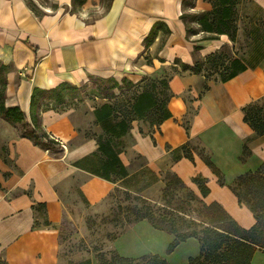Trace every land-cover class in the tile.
<instances>
[{"label":"crops","instance_id":"obj_1","mask_svg":"<svg viewBox=\"0 0 264 264\" xmlns=\"http://www.w3.org/2000/svg\"><path fill=\"white\" fill-rule=\"evenodd\" d=\"M200 1L197 0L195 10L212 9L208 1L203 0L202 5ZM253 1L264 12V0ZM157 2L165 6L162 7L179 34L187 36L176 0H0V62L9 68L5 106L19 107L31 121L36 89L52 90L63 83L80 86L90 76L114 71L110 39L119 28L141 29L147 18L157 15L151 12ZM243 32L240 22L238 39L244 38ZM173 33L169 42L175 38ZM228 42L225 46H238L229 39ZM213 43L211 53L217 51ZM252 43L254 50L236 54L245 61L248 70L228 82L207 81L196 74L172 77L169 84L174 96L168 108L173 117L152 131L141 121H135L130 134L124 138L130 145L121 155L128 168L124 156L135 152L145 163L140 169L149 168L158 175L172 172L198 196L201 192L194 179L204 178L211 190L204 201L208 205L218 203L246 230L256 225V216L240 203L231 186L240 176L258 171L264 164V136L259 137L244 121L243 111L264 97V35ZM194 45L174 53L170 50L169 54L192 66ZM201 47L204 48L200 54L206 57L204 51L211 48ZM163 58L167 59L165 55ZM69 74L78 80L77 85ZM192 107L196 113L187 130L185 123ZM75 114V111L56 109L41 111L43 128L62 145L67 144L61 150H45L36 145L29 137L22 136L19 124L0 114L5 126L0 150L5 148L8 152H0V258L9 264L83 261V258L65 261L61 257L59 227L70 218L64 201L66 186L73 179H79L80 191L92 206L105 201L117 187L76 165L97 152L99 146L95 138L86 137L80 131ZM88 118L96 122L94 110ZM96 128L97 134H101L100 127ZM194 142L207 150L224 176L225 186L193 146ZM186 145L191 148L192 160L177 152ZM246 145L251 152L248 157H245ZM38 205H46V209L36 211L34 207ZM45 220L51 225L47 226ZM175 241L176 235L156 229L144 220L119 235L114 249L125 258L159 255L170 264H188L200 256L202 245L198 239L190 238L169 253ZM252 264H264V251L255 254Z\"/></svg>","mask_w":264,"mask_h":264},{"label":"trees","instance_id":"obj_2","mask_svg":"<svg viewBox=\"0 0 264 264\" xmlns=\"http://www.w3.org/2000/svg\"><path fill=\"white\" fill-rule=\"evenodd\" d=\"M241 1L243 0H209L208 2L212 5V9L200 15L196 21L201 32L213 34L214 37L204 38L200 41H218L221 37L226 36L231 42L237 43L240 21L239 5ZM182 19H185L184 16ZM186 29L188 36L195 33V31L188 29L187 23ZM27 44L35 50V47L29 43ZM227 47L225 46L205 57L204 65H210L208 70L203 69L204 65L202 63H196L194 66L184 63L183 67L185 70L191 69L194 71L193 74L196 75H202V71H220L221 79L214 82H228L247 71L249 67L243 59L236 56L231 57L227 54ZM202 49L203 47L198 45L195 47V51H201ZM8 69L6 65H1L0 114L5 119L19 124L22 136L29 137L36 145L45 150H61L60 141L43 128L41 124V111L54 109L50 106L57 107L65 102L67 91H81L88 86L89 82L95 80V77L90 76L89 82L80 87L70 83H63L52 90L36 89L32 97L33 112L31 121H29L19 107L7 108L5 106ZM202 76L207 81H210L206 75ZM98 81L100 83L98 93L108 98V101L94 110L96 126L102 129V133L94 134L90 138L97 140L99 148L93 155L82 159L76 165L112 183L127 182L132 177L142 176L144 172L142 174L137 172L132 175L123 162L121 155L126 151V141L124 138L130 134L135 121L145 122L149 120L151 126L159 127L173 117L168 108V104L174 96L170 89V79L160 81L150 80L142 87L141 91L135 90L131 94L124 92L123 88L112 79H99ZM123 82L129 83L127 78H124ZM161 85L170 91V94L165 98L159 96L158 88ZM138 88H141V85ZM115 90H119L120 94L115 95ZM207 90H209L208 86H206ZM39 94H47L51 97L49 105L41 107L38 104ZM243 111L244 121L250 125L259 137L264 136V97L250 103ZM190 123V120L185 123L187 130L190 129ZM141 132H144L143 129H141ZM2 150L4 154L8 153L5 148ZM177 152H183L184 157L193 159L191 148L188 145L178 149ZM250 154L249 147L246 145L245 157H248ZM201 155L219 177L221 185L225 186L224 176L214 165L209 153H201ZM5 160L8 162V159L5 158ZM145 173L155 175V172L149 168H146ZM173 175L178 182L174 183L173 189L176 192H182L183 189L188 191L184 195V201L180 207V212H183L185 216L178 218L176 212L166 210L168 214L172 215L171 219L167 220L165 218L157 221L153 215V208L149 207V210L135 224L147 220L156 229L176 235V241L171 244L169 253H172L181 243L190 238L198 239L202 245L201 254L197 258H192L188 264H252L255 254L258 251H264V164L258 171L240 176L231 186L240 203L246 205L256 216L257 223L250 230H246L238 225L218 203L208 205L204 201V198L211 192L204 178L199 176L194 179V183L201 192V196H198L176 174ZM147 188H149V185H145L140 191H144ZM194 203L202 205V209L207 212L209 221L198 222L193 218H188L183 209L185 206H193ZM34 209L42 211V209H46V205H38ZM179 220L182 222V227L187 230L184 233H180L177 227ZM45 224L47 226L51 225L48 220H45ZM164 224H171L172 226L169 229ZM0 264L9 263L0 258ZM73 264H93V262L91 259H87ZM103 264L170 263L159 255L125 258L116 252V255L112 256L110 260L103 258Z\"/></svg>","mask_w":264,"mask_h":264},{"label":"rangeland","instance_id":"obj_3","mask_svg":"<svg viewBox=\"0 0 264 264\" xmlns=\"http://www.w3.org/2000/svg\"><path fill=\"white\" fill-rule=\"evenodd\" d=\"M180 3V19L184 24L188 25V29L195 31L188 36L181 35L179 32L173 33L175 38L172 42H169L172 36V30L169 29L166 23L158 22L154 27L151 36L144 44L145 51L141 54L140 58L133 63V68L143 69L147 75L141 76L140 81H136L135 76L126 74L123 78L119 77L116 71H110L104 73L103 76L94 75L95 80L89 82L88 86L81 91H67L65 102L61 103L57 107L50 106L60 112L63 111H75V118L77 124L80 126V131L85 134L86 137H90L97 134L96 122L92 123L88 116L92 110L101 106L108 101V98L103 97L98 93V86L100 85L99 79H112L118 83L123 91L126 93H132L135 90H142L150 80L160 81L163 79L169 80L176 75L193 74L191 69L185 70L183 64L184 60L174 58L169 54L174 51H183L184 47H192L191 44H195L194 48L198 46L207 45L210 50H214L211 46V40L200 41L204 38L214 37L213 34H205L200 31V27L196 21L200 15L207 11H197V0H176ZM209 1V0H205ZM204 1L201 0L202 5ZM165 8V6L162 4ZM240 22L244 29V38L238 39V46L230 44L227 47V54L231 57H235L244 51H252L255 46L256 39H259L264 35V12L260 11L255 5L253 0H243L239 5ZM184 16L185 19H182ZM197 33V34H196ZM228 37H221V41L228 42ZM204 48V47H203ZM236 49H239L237 51ZM165 51V53H164ZM164 55L167 57L164 60ZM193 65L196 63L205 64V56L200 54V51L193 50ZM256 62V60L254 61ZM0 62V70H1ZM210 65H204L203 69L208 70ZM135 70V69H134ZM202 75H206L210 81H219L221 79L220 71H202ZM127 78L128 82H123V79ZM87 83V82H86ZM131 83V85H129ZM85 84V83H84ZM81 84L80 86H84ZM141 85V88L138 86ZM78 86V87H80ZM158 91L160 97L165 98L170 94L169 89L164 86H159ZM120 91L115 90V95H119ZM50 96L47 94H39L38 104L43 107L49 105ZM196 113L195 108H190L188 121ZM141 123L146 129L152 131L154 126H151L150 121L146 120ZM5 126L0 120V140H2L1 133ZM102 131V129L100 128ZM130 145V142L126 144V147ZM63 149H66V145H62ZM193 146L198 149L200 153H207L204 147L198 142H194ZM2 150H0L1 152ZM124 161L128 164L129 172L134 175L137 172L143 173L142 176L132 177L127 182L117 183L115 191L102 203L92 206L83 197L80 191L79 179H73L66 186V192L64 194V201L68 204V211L70 214L69 221L60 225L61 241H62V253L61 257L65 261L69 259L84 260L91 259L93 264H103V258L110 260L112 256L116 255L114 249V242L119 235L126 232L135 222L149 210V207L153 208V215L157 221L163 219L170 220L172 215L168 214L166 210L170 212H176L178 218L185 216L183 212H180V207L184 201V195L187 194V190L183 189L182 192H176L173 189L174 183L177 182L176 177L172 172L161 173L160 175L148 174L146 168L140 169L145 163L142 157L135 152H127L124 156ZM129 161L131 163H129ZM178 183V182H177ZM145 185H149L144 191H140ZM200 203H194L193 206H189L183 209L184 213L189 219L193 218L198 222L209 221L207 218L206 210L202 209ZM178 212V213H177ZM180 212V213H179ZM176 217V216H175ZM170 223V222H168ZM169 228L171 224H164ZM178 229L180 233L187 231L182 227V222L179 220ZM76 263L70 261V264Z\"/></svg>","mask_w":264,"mask_h":264},{"label":"bare ground","instance_id":"obj_4","mask_svg":"<svg viewBox=\"0 0 264 264\" xmlns=\"http://www.w3.org/2000/svg\"><path fill=\"white\" fill-rule=\"evenodd\" d=\"M178 13H180V3H177ZM157 15L149 17L143 23L141 29L127 30L118 29L116 34L110 39L111 64L119 77H124L126 74L135 76L136 81H140L141 76L147 75L143 69L133 68V62L140 58L145 51L144 44L146 39L150 36L154 27L158 22H166L169 29L174 33L177 28L174 22L168 17L167 11L162 7L160 2H157L156 8L151 10ZM215 50H220L225 47L224 41H214ZM210 49L204 51V55H210ZM121 69V70H120ZM135 69V70H134ZM83 77L87 78L85 72L80 70ZM77 85L78 80L73 78L71 74L68 75ZM12 100H10V103Z\"/></svg>","mask_w":264,"mask_h":264},{"label":"built area","instance_id":"obj_5","mask_svg":"<svg viewBox=\"0 0 264 264\" xmlns=\"http://www.w3.org/2000/svg\"><path fill=\"white\" fill-rule=\"evenodd\" d=\"M58 140V139H57ZM59 141V140H58ZM61 143V142H60Z\"/></svg>","mask_w":264,"mask_h":264}]
</instances>
